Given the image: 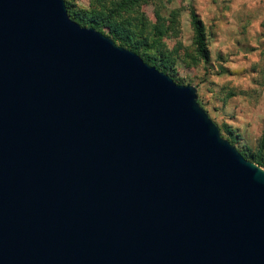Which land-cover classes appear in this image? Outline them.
<instances>
[{
    "label": "water",
    "instance_id": "water-1",
    "mask_svg": "<svg viewBox=\"0 0 264 264\" xmlns=\"http://www.w3.org/2000/svg\"><path fill=\"white\" fill-rule=\"evenodd\" d=\"M0 264H264V170L64 0H0Z\"/></svg>",
    "mask_w": 264,
    "mask_h": 264
},
{
    "label": "rangeland",
    "instance_id": "rangeland-1",
    "mask_svg": "<svg viewBox=\"0 0 264 264\" xmlns=\"http://www.w3.org/2000/svg\"><path fill=\"white\" fill-rule=\"evenodd\" d=\"M65 1L105 15L119 0ZM190 8L203 25L206 63L195 51ZM112 16L136 36L142 30L149 62L178 84L193 86L220 136L246 155L261 152L264 170V0H139Z\"/></svg>",
    "mask_w": 264,
    "mask_h": 264
},
{
    "label": "trees",
    "instance_id": "trees-1",
    "mask_svg": "<svg viewBox=\"0 0 264 264\" xmlns=\"http://www.w3.org/2000/svg\"><path fill=\"white\" fill-rule=\"evenodd\" d=\"M138 2L139 0H119L115 4L114 8L112 10H109V14L105 13V15H103L96 9H90L88 11L75 10L70 3L64 0L67 15L72 21L76 22L81 27L93 28L94 30L99 32L102 29L106 30L107 35L105 36L110 38L114 42V44L132 51L133 53L138 55L143 62L147 63L150 66H153V63L149 62L147 56L142 53V37L140 39V34L142 36V30L139 29V31L137 32L138 36H136V34L132 33V31L127 26L123 25L122 22L116 20V18L112 16V13H114L115 11L131 10V7H133L134 5L136 6ZM189 22L193 33V44L195 46L196 54L203 62L206 63L208 60V51L206 47V38L203 25L192 8L189 9ZM153 67L160 71L157 66ZM162 73L165 74V70ZM167 76H169L175 82L171 75ZM175 83L178 84L177 82ZM228 142L231 145L233 144L231 140H228ZM261 142L263 148L264 131L262 134ZM238 152L244 159L250 160L258 166H262L263 162L261 160V155H259L261 152L255 155H246L242 151Z\"/></svg>",
    "mask_w": 264,
    "mask_h": 264
}]
</instances>
